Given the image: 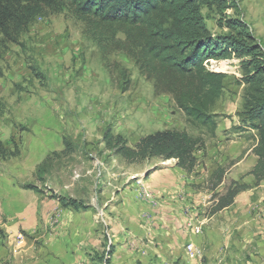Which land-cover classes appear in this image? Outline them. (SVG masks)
I'll use <instances>...</instances> for the list:
<instances>
[{
	"label": "rangeland",
	"instance_id": "rangeland-1",
	"mask_svg": "<svg viewBox=\"0 0 264 264\" xmlns=\"http://www.w3.org/2000/svg\"><path fill=\"white\" fill-rule=\"evenodd\" d=\"M223 6L201 8L210 35L230 34L258 52L239 57L230 46L231 55L204 62L226 75L211 109L212 127L186 119L169 89L174 77L160 80L150 72L134 42L95 27L72 5L45 7L16 42L4 44L0 143L15 154L0 158V191L8 195L2 202L0 193V264H105L97 258L103 254L106 264H156L154 244L143 243L128 217L134 200L153 201L141 182L176 160L127 162L105 147L107 128L131 147L156 130L200 137L190 185L209 191L202 215L213 214L216 197L232 181L249 185L218 214L217 246L206 250L204 264H264V180L254 184L249 173L256 132L242 114L244 63L264 62V0H226ZM232 22L243 27L231 30ZM64 138L73 146L69 154L60 153ZM47 155L50 167L39 179L36 169ZM217 168L224 179L212 188ZM53 195L82 205L62 206Z\"/></svg>",
	"mask_w": 264,
	"mask_h": 264
},
{
	"label": "trees",
	"instance_id": "trees-1",
	"mask_svg": "<svg viewBox=\"0 0 264 264\" xmlns=\"http://www.w3.org/2000/svg\"><path fill=\"white\" fill-rule=\"evenodd\" d=\"M226 0H0V51L6 42H16L45 7L59 11L62 6L72 5L83 19H89L95 27L113 32H122L126 39L137 45L144 65L163 80L174 77L168 83L177 106L186 119L203 126L213 125L211 109L220 98L226 75L207 69L204 62L223 59L236 51L239 57L255 55L258 46L233 39L230 34L213 38L201 13L203 6H223ZM224 7V6H223ZM230 29L243 27L232 22ZM246 34V33H245ZM232 46L234 49H230ZM261 59V58H260ZM252 61V60H251ZM247 61L242 76V114L251 129L256 132L252 152L256 161L249 172L254 184L264 180V62ZM102 141L127 162H141L160 158L176 160L175 165L191 172L196 164L195 150L202 139L177 129L156 130L141 136L134 146H128L120 134L107 128ZM62 154H69L73 146L63 139ZM7 153L0 143V158ZM51 154L58 155V152ZM51 155H47L37 166L36 176L42 179L48 171ZM224 169L217 168L212 175V188L218 186ZM26 189L39 192L32 184ZM249 188L246 183L232 181L224 193L218 195L211 213L230 206L236 195ZM62 206H81L82 202L66 196H55ZM99 261L108 263L103 255Z\"/></svg>",
	"mask_w": 264,
	"mask_h": 264
},
{
	"label": "crops",
	"instance_id": "crops-1",
	"mask_svg": "<svg viewBox=\"0 0 264 264\" xmlns=\"http://www.w3.org/2000/svg\"><path fill=\"white\" fill-rule=\"evenodd\" d=\"M193 173H186L177 166L157 169L141 182L152 193L153 201L137 199L132 203L133 216L128 218L136 220L134 230L143 243L152 242L154 249L159 250H155L151 258L156 264H204L206 250L217 246V216L228 207L211 215H202L200 211L206 204L209 191L190 185ZM0 193L3 202L8 195L3 194V189ZM178 193L182 194L180 199L177 198ZM237 199L235 197L231 205ZM144 214L149 215L148 220ZM188 245L192 251H198L196 256L188 255Z\"/></svg>",
	"mask_w": 264,
	"mask_h": 264
},
{
	"label": "built area",
	"instance_id": "built-area-1",
	"mask_svg": "<svg viewBox=\"0 0 264 264\" xmlns=\"http://www.w3.org/2000/svg\"><path fill=\"white\" fill-rule=\"evenodd\" d=\"M212 60V59H211ZM225 61H227V59L225 60ZM206 62V61H205ZM205 67H206V64H205ZM219 68H210V70H218ZM76 176H78V175H76ZM199 230V228L196 230V231H198ZM190 245H188V246H186V249H187V251H188V255L190 256V257H194V256H196L197 255V253H198V251H196L195 249H193V251L190 249Z\"/></svg>",
	"mask_w": 264,
	"mask_h": 264
}]
</instances>
